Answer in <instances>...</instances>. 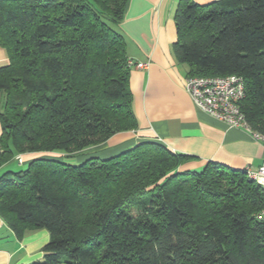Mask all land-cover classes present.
Here are the masks:
<instances>
[{
    "label": "trees",
    "instance_id": "1",
    "mask_svg": "<svg viewBox=\"0 0 264 264\" xmlns=\"http://www.w3.org/2000/svg\"><path fill=\"white\" fill-rule=\"evenodd\" d=\"M129 0H0V218L46 230L31 264H264V189L245 170L156 142L78 158L138 123L122 22ZM172 52L186 76H240L241 110L264 136V0H178Z\"/></svg>",
    "mask_w": 264,
    "mask_h": 264
},
{
    "label": "crops",
    "instance_id": "2",
    "mask_svg": "<svg viewBox=\"0 0 264 264\" xmlns=\"http://www.w3.org/2000/svg\"><path fill=\"white\" fill-rule=\"evenodd\" d=\"M204 6L219 0H192ZM178 0H129L125 15L116 30L126 43L128 59L144 63L132 67L129 85L132 109L138 126L119 133L107 143L88 149L77 162L86 158H108L141 142H156L173 153L194 157L182 166L200 170L209 162L234 170L257 168L264 159V146L251 134L229 128L193 104L184 88L188 68L176 62L172 45L176 41L174 13ZM8 63L0 47V67ZM3 102L0 98V111ZM38 154L19 155L0 166V177L22 169ZM50 240L46 230L29 231L21 239L0 218V264H31L43 258L42 247Z\"/></svg>",
    "mask_w": 264,
    "mask_h": 264
},
{
    "label": "built area",
    "instance_id": "3",
    "mask_svg": "<svg viewBox=\"0 0 264 264\" xmlns=\"http://www.w3.org/2000/svg\"><path fill=\"white\" fill-rule=\"evenodd\" d=\"M132 68H144V63H136L128 59ZM184 88L195 107L214 119L224 123L229 128H239L248 131L251 136L264 146V136L253 132L241 110V102L245 97L244 83L240 76L231 74L225 76H188ZM19 162H21L18 157ZM249 179L264 189V159L255 168H246ZM256 219L264 223V208L256 215Z\"/></svg>",
    "mask_w": 264,
    "mask_h": 264
},
{
    "label": "rangeland",
    "instance_id": "4",
    "mask_svg": "<svg viewBox=\"0 0 264 264\" xmlns=\"http://www.w3.org/2000/svg\"><path fill=\"white\" fill-rule=\"evenodd\" d=\"M119 24H120V23H119ZM116 26H118V25H112V27H114V29L116 28ZM121 35H122V34H121ZM0 98H1V100H2V102H3V97H2V95H0ZM2 108H3V107H2ZM60 161L65 162V163L74 164V165H78V164H79L74 158H70V157H62V158L60 159ZM19 167L25 169V167H26V163H24L23 165H21V164L19 163Z\"/></svg>",
    "mask_w": 264,
    "mask_h": 264
}]
</instances>
